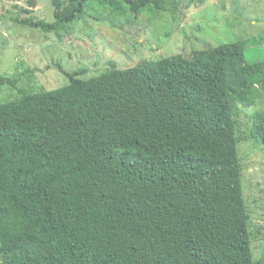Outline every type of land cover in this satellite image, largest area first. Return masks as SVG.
<instances>
[{
  "label": "trees",
  "instance_id": "trees-1",
  "mask_svg": "<svg viewBox=\"0 0 264 264\" xmlns=\"http://www.w3.org/2000/svg\"><path fill=\"white\" fill-rule=\"evenodd\" d=\"M90 1L51 0L53 22L12 21L59 30ZM119 1L139 14L169 0ZM263 43L68 72L62 87L0 103V264H263L238 153L264 142V109L247 110L264 91L251 54Z\"/></svg>",
  "mask_w": 264,
  "mask_h": 264
},
{
  "label": "rangeland",
  "instance_id": "rangeland-1",
  "mask_svg": "<svg viewBox=\"0 0 264 264\" xmlns=\"http://www.w3.org/2000/svg\"><path fill=\"white\" fill-rule=\"evenodd\" d=\"M51 0H0V103L70 82L66 73L91 78L116 68L172 54L191 55L209 45L264 35V0H169L166 10L131 12L119 0H92L76 20L47 32L12 21L21 18L54 21ZM25 9H32L27 13ZM253 50L264 59L262 49ZM256 57V56H255ZM259 104L264 109V91ZM241 113V130L247 125ZM245 202L255 259L264 254V142L247 138L238 143ZM264 264V263H263Z\"/></svg>",
  "mask_w": 264,
  "mask_h": 264
},
{
  "label": "water",
  "instance_id": "water-1",
  "mask_svg": "<svg viewBox=\"0 0 264 264\" xmlns=\"http://www.w3.org/2000/svg\"><path fill=\"white\" fill-rule=\"evenodd\" d=\"M6 26H7V23H5L4 25H2V26L0 27V30H1V31H4L5 28H6Z\"/></svg>",
  "mask_w": 264,
  "mask_h": 264
}]
</instances>
